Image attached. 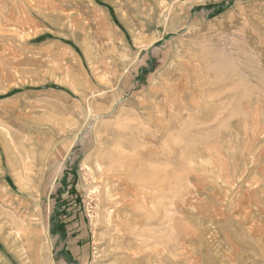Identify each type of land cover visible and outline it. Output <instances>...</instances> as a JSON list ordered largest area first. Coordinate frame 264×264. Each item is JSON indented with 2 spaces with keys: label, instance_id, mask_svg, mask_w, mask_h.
I'll return each mask as SVG.
<instances>
[{
  "label": "rangeland",
  "instance_id": "1",
  "mask_svg": "<svg viewBox=\"0 0 264 264\" xmlns=\"http://www.w3.org/2000/svg\"><path fill=\"white\" fill-rule=\"evenodd\" d=\"M0 264H264V0H0Z\"/></svg>",
  "mask_w": 264,
  "mask_h": 264
}]
</instances>
